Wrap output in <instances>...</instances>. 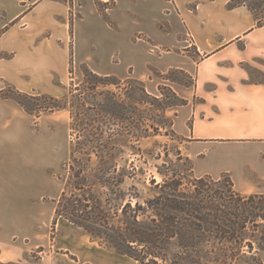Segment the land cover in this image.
<instances>
[{"label": "crops", "instance_id": "1", "mask_svg": "<svg viewBox=\"0 0 264 264\" xmlns=\"http://www.w3.org/2000/svg\"><path fill=\"white\" fill-rule=\"evenodd\" d=\"M0 26V90L12 85L64 96L75 79L72 43L76 76L88 66L100 75L140 80L156 94L164 84L156 74L182 70L195 83L173 81L187 103L174 109L172 127L194 174L264 172V25L247 6L230 8L228 0H0ZM42 121L35 128L32 114L0 97V260L137 264L78 226L83 234L58 233L52 242L53 200L60 191L46 166L53 155L51 171L59 170L70 143L64 122ZM47 246L39 259L29 257Z\"/></svg>", "mask_w": 264, "mask_h": 264}, {"label": "trees", "instance_id": "2", "mask_svg": "<svg viewBox=\"0 0 264 264\" xmlns=\"http://www.w3.org/2000/svg\"><path fill=\"white\" fill-rule=\"evenodd\" d=\"M255 2L228 0V7L247 6L262 26ZM174 70L162 75L170 79ZM83 72V83L72 80L65 97L12 85L0 90V97L16 100L37 118L70 109L72 147L67 176L59 177L63 190L54 200L52 242L58 220L64 218L138 264H264V193L239 191L229 175L197 177L193 166L188 174L175 170L161 182L153 178L154 193L148 197H141L135 185L125 188L136 169L120 166L119 140L149 135L155 126L146 124L141 106L147 97L160 98L140 80L100 75L88 66ZM70 73L73 78V43ZM136 82L143 86L136 89ZM174 95L178 105L187 103Z\"/></svg>", "mask_w": 264, "mask_h": 264}, {"label": "rangeland", "instance_id": "3", "mask_svg": "<svg viewBox=\"0 0 264 264\" xmlns=\"http://www.w3.org/2000/svg\"><path fill=\"white\" fill-rule=\"evenodd\" d=\"M255 1L257 2V3L255 2V4L258 9V16L264 19V0H255ZM2 31H3V27L0 26V33ZM79 72H80L79 75L77 76L74 75L75 79H71V81L73 80L72 82L75 83L76 85H79L84 81L83 69ZM162 74H167V73H158L156 75L158 76L159 79L164 81V84L159 86L158 92L156 94H152L156 97H159L160 99L158 100L152 97H147L146 100H148V102L141 106L144 113V119L146 124H154L155 127L151 128V132L149 133L148 136L142 137L139 141H135V138H131L130 136L120 138L119 140L121 142V147L123 149V152L121 153V158L118 159L120 166H126V168L130 169L131 171H133V168L136 169V174L134 178L128 179L124 186L125 188H130L132 185H135L138 188L137 190L139 191L141 197H148L153 195L154 193L153 184H152L153 178H155L157 182H161L167 174H172V172H174L175 170L177 171L184 170L188 174L190 173L191 168L193 166L192 161L184 153L183 150L184 140L174 132L172 127L174 109H176V107L179 106L177 103L180 102L179 99L174 95V93L176 92L174 91L172 84L184 83L187 85H193L195 83V79L192 75L187 74L186 72L178 69H175L171 74H169L170 79L164 78V75ZM121 79L125 80L126 78H121ZM71 81L70 84L68 83L66 93L62 97L68 95L69 88L71 86ZM134 84L136 89L143 86L141 82H136ZM160 88H163L162 89L163 94ZM110 89L117 90L114 86H111ZM179 97L182 98L181 96ZM42 102L43 101H40L39 103ZM33 116L35 120L34 122L35 128L36 125H38L41 116H42L43 124H48V126H50L51 124L52 126H56V124L60 122H64L65 132L67 139L69 140L70 143V152H71V147H72L71 144L72 136L70 134L71 113L69 108L55 111V113L45 112L39 118H37L35 115ZM53 140L56 141L54 137ZM48 158H49L47 163L48 165L46 166L48 169L47 173L50 174L51 176H54V179L58 182L56 188L61 193L64 187V181L62 179H59V177L67 176L66 164L70 159V154L63 161L61 168L59 170H54L53 172L51 170L55 168L53 162L56 159L54 158L53 155L49 156ZM263 173H264L263 171H259L251 168V169L241 170L237 173L228 171L224 175H229L234 181L236 188L244 193H248V192L264 193ZM221 177L215 179H219ZM246 184H249L251 186L248 188L246 187ZM51 193L52 191L49 192V194ZM45 200H47L49 204H52L51 203L52 199L47 197L45 198ZM55 206L56 205L54 204V207ZM47 213L49 212L47 211ZM47 213L46 216L44 217L45 220L48 217ZM51 225L52 224H50V231L52 234ZM83 230L77 228L75 224L70 223L66 219L61 218L56 226L55 237L58 233L60 234L62 232H67L69 235L83 234ZM96 241L101 246L116 251L114 248L102 245L98 240ZM43 249H44L43 251H41L40 248L36 249V251L33 252L29 257L35 260L39 259L43 253L49 251L48 246L47 248H43ZM34 255H37L38 258H35ZM262 258L264 260V252H262ZM0 264H18V263H8V262H2L0 260Z\"/></svg>", "mask_w": 264, "mask_h": 264}]
</instances>
